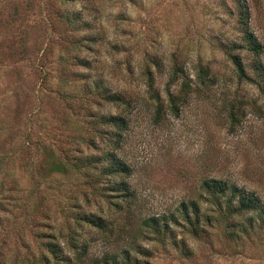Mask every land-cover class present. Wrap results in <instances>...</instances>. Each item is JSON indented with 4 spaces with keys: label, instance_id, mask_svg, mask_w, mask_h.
<instances>
[{
    "label": "rangeland",
    "instance_id": "rangeland-1",
    "mask_svg": "<svg viewBox=\"0 0 264 264\" xmlns=\"http://www.w3.org/2000/svg\"><path fill=\"white\" fill-rule=\"evenodd\" d=\"M245 1L258 59L244 45L236 0H0V264H62L49 242L69 258L63 264H104L123 250L138 264H264L259 229L212 225L195 239L179 226L158 236L143 225L181 202L204 209L208 179L264 203V95L238 80L230 59L263 79L264 0ZM57 12L78 14L75 27ZM98 81L127 103L98 97ZM169 95L180 97L177 115ZM114 115L127 127L113 146L114 129L97 120ZM45 148L64 164L115 150L131 170L115 178L134 191L131 215L91 169L43 176ZM79 213L104 218L110 231L78 223ZM69 234L87 244L86 259L75 258Z\"/></svg>",
    "mask_w": 264,
    "mask_h": 264
},
{
    "label": "trees",
    "instance_id": "trees-1",
    "mask_svg": "<svg viewBox=\"0 0 264 264\" xmlns=\"http://www.w3.org/2000/svg\"><path fill=\"white\" fill-rule=\"evenodd\" d=\"M238 7V18L237 23L243 30V42L249 53L252 54L253 58L258 59L263 53V47L255 37L253 33L249 30V8L245 0H236ZM59 19L63 18L69 25L75 27L77 23L78 14L76 13H63L57 12ZM230 59L235 67L236 75L238 80L249 82L259 88L260 92L264 95V81L259 80L261 78V73L256 77L249 76L239 60L233 55H230ZM258 61V60H257ZM255 63L256 70L262 71L261 66ZM171 81H175L178 77L182 79V74L178 69L170 74ZM199 82L204 84L207 78V72L205 70L201 71L198 76ZM151 81L149 80L148 87H151ZM180 94H186L187 90L190 89L189 81H182L180 84ZM95 94L101 97L103 100L114 103V104H126L127 101L116 93H111L108 88H105L101 81L94 88ZM180 97L176 95H169L168 101L170 110L173 115H177L179 108ZM160 107H157L159 110ZM236 117L233 111L230 110V122L235 123ZM101 125L104 128L112 127L114 129V138L111 140L110 145L113 146L120 142L122 132L126 129L127 123L121 116H101L97 120V125ZM110 147V146H109ZM114 149H116L114 147ZM43 160L44 163L40 165L41 172L43 176L50 177L53 174L66 175L70 173L71 170L83 168L93 170L92 176L99 177L105 180L102 184L108 193L113 195L112 197L121 198L123 202H126V211L131 215V207L134 205L135 194L131 189L129 184L125 180L117 181L115 180L118 176L129 177L131 174L130 168L125 162L119 159L115 150L113 152L104 151L101 155L97 156H85L83 158H77L74 163L70 162L64 164L59 157H55L53 151L50 149L43 150ZM42 160V161H43ZM95 171L97 174L95 175ZM99 183H102L98 179ZM201 189L204 193V198L202 202L205 203V208L203 209L198 202H181L177 207L174 214L169 216L152 217L144 222V227L152 230V233L160 236L162 232H167L170 225L179 226L193 238L198 239L205 233L206 227H211L212 225H220L221 227L232 228L231 226L242 225L245 226V231H251L254 229H259L264 231V203L252 193L246 192L244 189L237 187L234 184H230L226 181L218 179H208L202 182ZM110 195V194H109ZM111 197V196H110ZM117 211H125L121 207V203L115 204ZM120 207V208H119ZM237 218L243 219V224H237L235 222ZM78 223H82L93 227L101 232L110 231L108 222L104 218L97 216L93 213H79L77 218ZM181 223V224H180ZM233 223V225H231ZM241 223V222H240ZM234 231L230 232L228 235H234ZM244 231V230H243ZM68 243L70 248L75 250V258L78 260L86 259L87 254V244L82 243L78 245L72 234L68 235ZM48 250L52 253L55 261H62L63 263H70L69 258H65L61 254L60 248L53 243L49 242ZM63 252V248H62ZM104 255L102 262L104 264H116L118 257H122L123 263L129 262L133 264H138L136 257L130 256L131 253L127 250L120 252L118 255ZM145 257V256H143ZM143 264H148L143 262Z\"/></svg>",
    "mask_w": 264,
    "mask_h": 264
}]
</instances>
